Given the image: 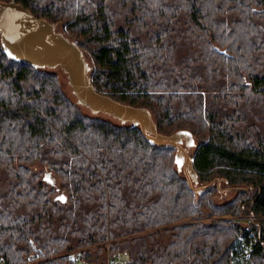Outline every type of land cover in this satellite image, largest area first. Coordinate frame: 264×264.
Listing matches in <instances>:
<instances>
[{
    "label": "trees",
    "instance_id": "16d2710c",
    "mask_svg": "<svg viewBox=\"0 0 264 264\" xmlns=\"http://www.w3.org/2000/svg\"><path fill=\"white\" fill-rule=\"evenodd\" d=\"M15 1L76 42L98 92L192 133L194 186L245 188L191 190L174 148L0 43V264H264V0Z\"/></svg>",
    "mask_w": 264,
    "mask_h": 264
},
{
    "label": "water",
    "instance_id": "95a60500",
    "mask_svg": "<svg viewBox=\"0 0 264 264\" xmlns=\"http://www.w3.org/2000/svg\"><path fill=\"white\" fill-rule=\"evenodd\" d=\"M0 43L4 53L15 60L33 67H58L66 75V82L78 104L92 113H104L119 120L138 126L145 139L158 147L175 149L174 162L181 170L191 190L200 192L219 179L194 186L196 172L188 147L194 144V137L187 129H178L170 134L157 130L150 110L120 102L107 94L98 92L90 81V65L82 49L73 39L55 29V25L43 17L34 15L22 3L15 0H0ZM179 161V163H177ZM49 172H45V177ZM47 180V179H46ZM242 186H227L226 189H244Z\"/></svg>",
    "mask_w": 264,
    "mask_h": 264
},
{
    "label": "built area",
    "instance_id": "2783aa9c",
    "mask_svg": "<svg viewBox=\"0 0 264 264\" xmlns=\"http://www.w3.org/2000/svg\"><path fill=\"white\" fill-rule=\"evenodd\" d=\"M242 220L245 221L246 229L250 228V222L257 220L258 218H260V216H256L253 214H248L246 216L240 217ZM70 256L72 258V260L76 261L78 264H81L79 261V255H78V250L76 251H72L70 252ZM27 263L26 264H36V261L33 259V257L31 255L27 256ZM121 259V255L119 252H112V253H108L107 255V261H119Z\"/></svg>",
    "mask_w": 264,
    "mask_h": 264
},
{
    "label": "rangeland",
    "instance_id": "374dc122",
    "mask_svg": "<svg viewBox=\"0 0 264 264\" xmlns=\"http://www.w3.org/2000/svg\"><path fill=\"white\" fill-rule=\"evenodd\" d=\"M194 139L196 140L195 137H194ZM195 140H194V141H195ZM193 145H194V144H193ZM193 145L190 146V147L188 148V153H189V154H191V152L193 151ZM36 167H37V166H36ZM46 179H47L48 181L54 183V179H55V177H53L52 174H49V173H48ZM214 184L217 186V191H218L219 193H221L222 195H223V194H226V192L229 190V189H226L227 186H223V185H221V181H220V180H219V184H218V185H217L215 182H214ZM213 194H214V196H215V201H217V200L222 201L223 199L232 196V194H230V193L227 194V195L224 196V197H222L221 194H219L220 196H217V192H215V193H213ZM216 197H217V198H216ZM221 197H222V198H221Z\"/></svg>",
    "mask_w": 264,
    "mask_h": 264
},
{
    "label": "snow or ice",
    "instance_id": "6c2138e0",
    "mask_svg": "<svg viewBox=\"0 0 264 264\" xmlns=\"http://www.w3.org/2000/svg\"><path fill=\"white\" fill-rule=\"evenodd\" d=\"M177 163H179V161H177ZM60 199H63V197H60Z\"/></svg>",
    "mask_w": 264,
    "mask_h": 264
},
{
    "label": "flooded vegetation",
    "instance_id": "af4514ba",
    "mask_svg": "<svg viewBox=\"0 0 264 264\" xmlns=\"http://www.w3.org/2000/svg\"><path fill=\"white\" fill-rule=\"evenodd\" d=\"M189 148V147H188Z\"/></svg>",
    "mask_w": 264,
    "mask_h": 264
}]
</instances>
